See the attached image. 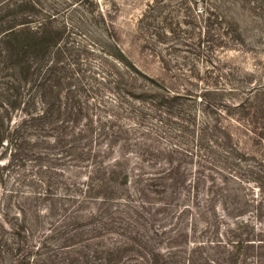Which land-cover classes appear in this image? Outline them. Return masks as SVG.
<instances>
[{"label":"trees","instance_id":"obj_1","mask_svg":"<svg viewBox=\"0 0 264 264\" xmlns=\"http://www.w3.org/2000/svg\"><path fill=\"white\" fill-rule=\"evenodd\" d=\"M201 1L216 20L178 44L203 72L171 68L165 0L145 5L154 78L108 31L80 38L89 0H0L4 264H264V75L214 50L260 43L238 17L264 25V0Z\"/></svg>","mask_w":264,"mask_h":264},{"label":"rangeland","instance_id":"obj_2","mask_svg":"<svg viewBox=\"0 0 264 264\" xmlns=\"http://www.w3.org/2000/svg\"><path fill=\"white\" fill-rule=\"evenodd\" d=\"M59 1L62 3H68L69 0ZM89 1L90 4L87 5V9L91 10V13L93 14L97 12L101 13L103 18L98 19L96 17V24L91 23L90 26L83 29L81 33L77 32V34L80 35V38L87 43L104 46V31L106 30L109 35H112L118 40L120 47L135 64L154 78H158V76L160 78L151 59L147 58L140 52V44L133 40V38L136 37V34L134 33L135 24L141 17L145 5L151 0ZM205 11H208V13H205ZM208 14H216L215 9L211 7V3L206 4L201 0H165L163 10L160 13L161 18L164 21L162 26L168 29L170 33L173 30L175 32V34H168V38L165 40L166 44L173 43V46L167 48L166 51V60L169 61L171 68L174 65H178L180 68H182L181 65H186V63H184V58L188 62H194L189 55L183 52L185 47L178 43L183 41L181 38L202 32L201 30L208 24V20L206 21L207 18H210L212 22L216 20L215 17H209ZM70 16H73V24H75V21L80 18L78 13H75L74 15L70 14ZM238 19L246 38V43H249L251 40L248 39L252 38H255L254 41H260V43L255 44L253 47L248 46L251 48H247V51L245 50L242 52H235L228 48L221 47L214 48V50L218 52L217 57L221 54H225L223 57L228 58V61L223 64L224 73H233L234 79L237 80L240 75H238V73L250 70L252 69V66L257 65L254 78L259 80L261 79V76L264 75V45L261 44L264 41V25L253 20L248 15H245L244 17L240 16ZM219 21L220 19H218V22ZM238 49L242 50L241 48ZM175 60H178V63H175ZM196 61L197 62H194L196 68L200 69L202 72L206 67L208 68V65L201 63L200 59ZM217 73L214 70L209 71V75L213 78L217 77ZM165 74L168 76L170 75L169 73ZM202 76L204 77V74ZM161 79H165V82L168 84L166 76L165 78L161 77ZM0 235L2 236V241L0 242V264H4V230L1 228Z\"/></svg>","mask_w":264,"mask_h":264}]
</instances>
